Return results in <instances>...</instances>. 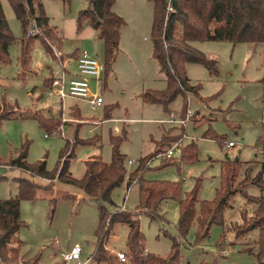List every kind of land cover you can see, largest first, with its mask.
I'll list each match as a JSON object with an SVG mask.
<instances>
[{
  "label": "rangeland",
  "instance_id": "1",
  "mask_svg": "<svg viewBox=\"0 0 264 264\" xmlns=\"http://www.w3.org/2000/svg\"><path fill=\"white\" fill-rule=\"evenodd\" d=\"M0 1L9 29L16 39L8 49L10 62L0 65V104L5 100L17 105L21 111L44 109L52 119L60 120L58 128L62 127L60 132L49 134L31 118L1 122L0 160H6L12 147H18L26 139L30 142L27 161L34 163L45 157L46 167L52 171L67 141L75 137L82 140L97 138L94 144L74 146L69 172L80 179L85 173L84 162L88 157L97 155L105 163L111 161L109 137L124 132L125 139L119 151L124 156V166L129 174L138 167L139 159L150 155L164 136L169 140L180 137L170 146L179 145L174 148L172 158L158 157L170 147L161 151L148 163L143 179L177 183L182 197L199 180L197 198L200 201L214 199L221 184V164L224 161L238 159L242 163L236 185L245 178L246 171L251 177L261 169L264 161V42H192L193 48L216 60L217 73L211 75L202 64H186L185 72L190 83L200 85V88L198 96L187 94V109L181 115L184 100L180 95L167 108L143 100V93L166 88L165 76L152 56V3L149 0H115L113 11L124 21L120 29L119 51L111 69L101 75L99 82L89 79L90 91L102 99L101 106L92 109L85 100L68 96L61 100L57 96H49L47 90L41 92L47 78L61 75V65L55 53H59L64 61L75 48H80L104 62V45L97 39L95 31L82 27L76 32L77 14L87 7V0H69V5L59 0H42L50 25L62 32V50L53 49V58L46 53L39 40L34 41L29 61L32 73L26 74L23 80L18 77L21 68L17 40L22 35L21 25L9 0ZM76 57L73 55L71 59ZM66 70L76 74L75 62L66 63ZM41 101H44L42 105L39 104ZM47 106L52 108L50 113ZM74 108L85 122L65 120L74 118ZM106 111L110 116L107 120ZM188 112L190 121L183 127L165 122L170 113L185 117ZM61 113L65 118L61 117ZM95 121H100V126H94ZM115 126L119 129L117 133L114 132ZM210 133L221 140L210 138ZM229 142L232 147H227ZM190 144L195 146V160L181 161V149ZM165 160H171L172 164L163 166ZM247 163L252 165L246 166ZM23 180L30 182L32 188L28 190L30 197L20 201V217L25 223L18 230V236L23 241L22 255L38 257L41 264H62L56 263L57 257L60 258L61 253L74 244H79L83 251L82 260L91 258L98 224L96 204L88 201L78 187L57 180L49 185L44 178L1 164L0 198L17 197ZM242 188L250 196L260 194L253 184L246 183ZM111 197L115 205L110 210L121 208L124 204L125 210L133 212L138 205V185L134 183L127 190V185L123 184L112 192ZM53 200L54 213L51 215ZM229 203L223 214L225 226H211L209 237L202 243L195 242L197 226L189 230L179 250L181 264H208L212 260L218 264H255L254 256L247 249L254 247L257 230L241 237H236L233 231L242 225V211L247 218L252 215L253 204L240 193L230 198ZM138 218L146 250L150 254L167 257L171 252L172 238L177 237L178 202L164 200L156 215L142 213ZM127 234L125 224L114 225L105 243L111 254L125 251ZM224 239L228 243L225 254L220 248ZM31 263V259H19V264ZM88 264L96 263L91 259Z\"/></svg>",
  "mask_w": 264,
  "mask_h": 264
},
{
  "label": "trees",
  "instance_id": "2",
  "mask_svg": "<svg viewBox=\"0 0 264 264\" xmlns=\"http://www.w3.org/2000/svg\"><path fill=\"white\" fill-rule=\"evenodd\" d=\"M69 5V0H59ZM153 5V22L151 31L152 56L158 62L160 71L165 76L166 88L162 91L149 90L143 93V100L151 104H160L164 108L177 97L184 100L183 115L187 107V94L198 96L200 85H192L186 76L185 66L188 63L202 64L211 75H216V60L191 46L195 41H225L238 43L264 42V0H171L172 12H167V0H149ZM12 10L21 25L18 64L21 73L18 77L23 80L26 74L32 73L29 68L30 53L34 41L39 40L47 54L53 56V49L62 50L63 38L49 23L42 0H9ZM87 7L78 12L76 17V32L81 31L86 23L95 32L98 40L104 45V72L107 74L119 51L120 29L124 25L121 17L113 11L115 0H87ZM35 24L34 35L28 31ZM16 41L12 35L0 1V65L10 62L8 49ZM74 54H71L73 56ZM62 60V58H61ZM53 77L44 81L51 86ZM206 102V101H204ZM79 117V116H78ZM36 120L39 126L51 134L58 130L60 120L45 117L40 111L31 109L19 110L17 105H11L5 100L0 104V123L11 119ZM110 119L109 111L105 112V120ZM65 124V123H64ZM59 132V131H58ZM210 138L220 141L215 134ZM166 136L156 143L154 151L139 159L138 167L127 174L124 166V156L119 151L121 142L125 139L122 132L110 135L112 158L105 163L99 156L88 158L85 173L80 179L74 178L69 172V163L74 157L75 145H91L97 138L82 140L75 137L67 141L61 149L55 168L50 171L46 167L45 157L34 163L27 161L30 142L24 140L14 149L6 160L0 164L11 169H18L49 181H61L80 188L87 200L97 206L98 224L94 232L95 245L91 259L96 264H122L106 247V241L111 235L114 225L125 224L128 234L124 255L126 264H181L179 250L189 230L196 225V243H202L209 237L211 226H225L224 211L230 206L229 200L240 193L253 204L252 215L247 218L242 211V225L233 229L236 237H241L253 230H257L254 247L247 249L255 259V264H264V161L258 173L250 177L246 171L245 178L238 182L236 179L242 163L235 159L226 160L221 164V184L211 201H200L197 198L199 180L195 187L184 194L177 183L146 181L143 173L154 157L170 147L175 141ZM195 160V146L190 144L181 149V161ZM172 164L171 160L163 161V166ZM246 165H252L247 163ZM246 170V169H245ZM138 185V205L132 212L114 207L112 192L126 184L128 187ZM253 184L258 187L260 194L250 196L243 191V186ZM32 184L21 181L17 197L0 198V262L1 264H19V253L22 242L17 237L20 227L25 223L20 218V201L29 198L28 190ZM173 199L178 202L179 219L177 223V237L172 238L171 252L167 257H160L145 251V239L139 227V216L144 213L156 215L160 204L164 200ZM51 201L54 213V203ZM198 207V209H197ZM38 257L31 258L37 262ZM208 264H218L212 260Z\"/></svg>",
  "mask_w": 264,
  "mask_h": 264
},
{
  "label": "built area",
  "instance_id": "3",
  "mask_svg": "<svg viewBox=\"0 0 264 264\" xmlns=\"http://www.w3.org/2000/svg\"><path fill=\"white\" fill-rule=\"evenodd\" d=\"M171 0H167L166 10L167 12H172L173 9L170 5ZM35 24L33 23L32 28L28 31V35H34L35 30L33 29ZM55 56L59 59L61 65V75L58 78H53L51 81V86L47 90L49 96H57L61 100L66 96L85 100L89 103L92 109H96L101 106L102 99L96 93L90 91L89 79H94L100 81V77L104 72V63L95 57L91 56L86 50H79L77 57L74 62L76 64L77 73L73 76H70V73L66 70V63L72 61V59H65L62 61L60 59V54L55 53ZM67 76H70L67 79ZM190 121V113L185 117H181L174 113H170L169 118L165 120L167 124L170 125H179L181 127L185 126ZM62 129L58 128L57 131L53 133L60 132ZM117 131V129H115ZM52 134V133H51ZM48 137V135H46ZM178 144L167 149L165 152L161 153L158 157L162 159H170L173 156L174 148L178 147ZM233 144L229 142L227 147H231ZM262 155L264 157V149H262ZM82 247L79 244H74L70 249L62 255L65 263L73 264H86L88 260H82ZM115 256L118 261L122 264L127 263V258L121 251H115Z\"/></svg>",
  "mask_w": 264,
  "mask_h": 264
},
{
  "label": "crops",
  "instance_id": "4",
  "mask_svg": "<svg viewBox=\"0 0 264 264\" xmlns=\"http://www.w3.org/2000/svg\"><path fill=\"white\" fill-rule=\"evenodd\" d=\"M83 27H85V28H87V27H90L89 25H87L86 23L83 25ZM91 28V27H90ZM55 29H56V32L61 36V31L58 29V28H56L55 27ZM96 33V32H95ZM79 50H80V48H75L74 49V51H73V53L72 54H74V57L78 54V52H79ZM71 57L72 56H69L68 57V59H70L71 60ZM75 60V59H74ZM73 59H72V61H74ZM75 75V74H74ZM70 76H73L72 74H70ZM50 77H53L54 78V76L53 75H51ZM48 88L49 87H47L46 85H45V87H44V89L43 90H41V92L42 93H44V92H46V90H48ZM42 103H44V101H41V103H39V104H41L42 105ZM46 105V104H45ZM35 109H37V108H34V110ZM47 111H49L48 113H50V109H52L51 107H48L47 106ZM41 110V109H40ZM44 116H46V117H48V118H51L52 116H49V115H47V113L45 112V110L44 109H42L41 111H40ZM73 115H74V118H65V117H63V115H62V113H61V117H63V118H65V120L66 121H70V122H76V121H84L83 119H81L80 117H78L79 116V113H78V110L76 109V108H74L73 109ZM53 118V117H52ZM85 122V121H84ZM96 123L95 124H93L94 126H100V124H101V122L100 121H95ZM115 129H117V131H115ZM62 130V129H61ZM118 127H114V132L115 133H117L118 132ZM12 146H14V145H12ZM232 147V146H231ZM17 147H12V151L14 150V149H16ZM11 151V152H12ZM95 156H97V155H95ZM90 157H93V156H90ZM90 157H88V158H90ZM87 158V159H88ZM86 161V160H85ZM129 164H133L132 163V161H129L128 162ZM247 166V165H246ZM21 171V170H20ZM251 177H253V176H251ZM130 187V186H129ZM129 187L127 186V190L129 189ZM86 197V196H85ZM253 197H255V196H253ZM87 199V198H86ZM125 200H126V196L124 197V204H125ZM89 201V200H88ZM90 202H92V201H90ZM123 204V206L121 207L122 209H124V207H125V205ZM20 209V208H19ZM21 218V217H20ZM24 222V221H23ZM19 230V229H18ZM17 237H18V239L22 242V246H21V249H20V253H19V258H20V260L21 259H31V256L29 257H25L24 255H22V252H21V250H22V247H23V241L19 238V236H18V232H17ZM112 237L115 239L116 237H115V235H113L112 234ZM228 244V243H227ZM226 240L224 239L223 240V242L220 244V248H221V250H222V253H226ZM107 247V246H106ZM108 248V247H107ZM70 249V247L66 250V252L68 251ZM109 249V248H108ZM110 250H112V249H110ZM115 251V250H114ZM119 251V250H118ZM145 251L146 252H148L147 250H146V248H145ZM66 252H64V253H66ZM64 253H61V256H60V258H58L57 257V261H56V263H62V264H67V263H65V261L63 260V257H62V255L64 254ZM149 253V252H148ZM89 259V261L86 263V264H88L89 262H90V260H91V258H87L86 260H88ZM37 263L38 264H41V262H40V260H39V258H38V260H37ZM31 264H34L33 262L31 263ZM68 264H73V263H68Z\"/></svg>",
  "mask_w": 264,
  "mask_h": 264
}]
</instances>
